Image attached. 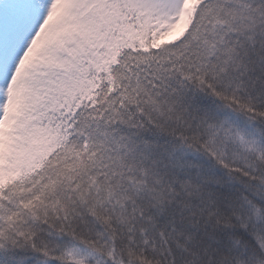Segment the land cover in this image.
<instances>
[{
	"label": "snow or ice",
	"instance_id": "1",
	"mask_svg": "<svg viewBox=\"0 0 264 264\" xmlns=\"http://www.w3.org/2000/svg\"><path fill=\"white\" fill-rule=\"evenodd\" d=\"M0 264H264V0H0Z\"/></svg>",
	"mask_w": 264,
	"mask_h": 264
}]
</instances>
